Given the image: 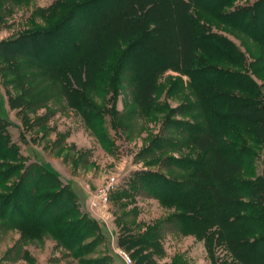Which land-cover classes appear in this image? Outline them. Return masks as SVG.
I'll return each mask as SVG.
<instances>
[{"label":"trees","instance_id":"trees-1","mask_svg":"<svg viewBox=\"0 0 264 264\" xmlns=\"http://www.w3.org/2000/svg\"><path fill=\"white\" fill-rule=\"evenodd\" d=\"M23 1L0 0V5ZM231 1L56 0L46 10L47 29L4 41L0 47L6 55L2 58L10 63L8 71L17 75L21 65L35 66L31 58L17 59L24 48L19 44L50 38V57L36 62L55 64L52 77L62 80V89L75 93V107L95 135H101L100 117L84 110L83 88L129 86L137 109L152 118L165 107L154 98L158 75L170 69L185 76L184 85L195 100L180 110L195 111L192 116L198 121L173 123L186 131L183 141H191L198 152L170 160L188 173L170 179L141 171L133 184L143 187L149 182L152 196L174 207L176 229L202 239L208 252L221 246L238 264H264V255L252 252L264 244V165L256 173L253 164L259 156L256 147L264 148V10L258 17L264 0L225 11ZM72 22H83L85 28H70ZM218 24L255 44L249 64L240 48L218 32ZM11 46L14 51L8 50ZM176 81L181 83L180 78ZM200 125L207 126L206 132ZM3 131L0 125V180H16L2 187L6 192L0 194V203L10 206L12 225L25 234L47 232L71 251L81 248L85 238L101 234L96 222L79 211L74 191L46 165L23 166L16 145ZM19 204L24 205L21 213ZM136 240L135 246L148 244Z\"/></svg>","mask_w":264,"mask_h":264},{"label":"rangeland","instance_id":"rangeland-1","mask_svg":"<svg viewBox=\"0 0 264 264\" xmlns=\"http://www.w3.org/2000/svg\"><path fill=\"white\" fill-rule=\"evenodd\" d=\"M55 1L2 3L0 43L17 40L36 29H47L50 13L46 10ZM255 1L232 0L224 10L251 6ZM263 10L264 5L258 17ZM71 24L70 28H85L83 22ZM218 26V32L240 48L249 64L251 52L256 51L255 44L234 29ZM19 45L24 46V53L17 59L31 58L35 66L25 69L26 65H21L20 73L13 75L7 69L10 63L3 59L6 55L0 47L3 134L16 145L23 166L46 165L62 184L74 191L79 211L96 222L101 234L85 238L79 243L83 247L71 251L47 232L25 234L13 226L10 206L0 203V264H238L223 247L213 246L208 252L202 239L177 230L174 207L165 206L152 196L149 182L143 187L140 182L133 184L135 173L141 171L160 173L170 179L182 178L188 173L170 160L198 152L191 141H183L186 131L173 123L198 121L192 116L195 111L180 110L188 100H195L184 85L186 77L170 69L158 75L154 98L165 107L152 118L137 109L129 86L115 87L110 83L97 91L83 88L85 94L80 103L85 101L84 110L100 117L97 124L101 135H95L78 106L75 107L72 95L75 93L62 89V80L52 77L55 64L36 62L37 58L50 57L53 41L45 38ZM8 50L14 51L15 47ZM27 72L31 75L26 76ZM89 100L96 109L88 107ZM206 127L200 125L203 133ZM171 143L174 146H168ZM260 147H256L259 156L253 162L256 173H261L264 165V148ZM15 180V177L6 182L0 180V194L6 192L2 189L4 185L9 187ZM108 187L107 201H103L102 194ZM23 206L19 204L18 210ZM137 238L148 244L135 246ZM255 251L264 255V244L256 245L252 252Z\"/></svg>","mask_w":264,"mask_h":264},{"label":"built area","instance_id":"built-area-1","mask_svg":"<svg viewBox=\"0 0 264 264\" xmlns=\"http://www.w3.org/2000/svg\"><path fill=\"white\" fill-rule=\"evenodd\" d=\"M110 188H112V185H111ZM110 188L108 187V188H107V191H106L104 194H102V195H103V201H107V196H108L107 193H108V191L110 190ZM123 255L125 256V258L128 259V257H127L126 254L123 253ZM128 261H129V259H128Z\"/></svg>","mask_w":264,"mask_h":264}]
</instances>
